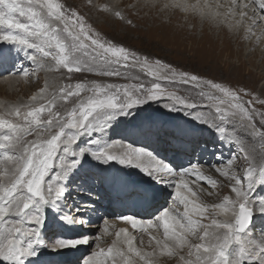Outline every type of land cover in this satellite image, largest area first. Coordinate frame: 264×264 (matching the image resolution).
<instances>
[{
    "label": "snow or ice",
    "instance_id": "obj_1",
    "mask_svg": "<svg viewBox=\"0 0 264 264\" xmlns=\"http://www.w3.org/2000/svg\"><path fill=\"white\" fill-rule=\"evenodd\" d=\"M249 3L258 4L260 9H264V0H249ZM175 6L185 10L189 7L180 3ZM192 7L195 9V6ZM244 7L248 5L245 4ZM14 14L26 17L28 22H20ZM240 15L245 16L246 13L241 12ZM261 19H264V16ZM0 26H2L0 42L34 49L35 54L29 58L38 68L44 66L43 58H51L57 70L63 67L68 73L88 71L99 72L105 76L131 78L121 69L137 67L141 70L146 69L147 74L155 80L179 82L199 89V97L210 102L220 121L228 120L230 116H240L242 126L249 129L253 136L264 140V130L258 128L255 123V117L259 115L260 123L264 125V113L246 108L245 102L235 92L210 80H201L196 75L178 72L160 61L149 62L147 58L141 59L123 46L101 42L99 38L90 35L91 28L85 24L83 17L70 9H65L57 0H0ZM51 67L49 66V70ZM20 74L28 76L29 72L24 70ZM60 92L59 99L67 100L73 96L78 98L75 106L66 114L52 111L58 97L53 95L48 98L42 89L39 96L32 97V101L39 103V107L30 104L27 107L31 110L27 112H22L20 107L8 111V116L21 117L23 123L0 117V129H7L9 132L0 135V164L5 165L3 170H0V261L5 264H23L24 257L34 254L33 244L38 240V229L43 224L41 209L44 204L63 195L60 182L67 172L75 167V162H66L63 157L57 159L58 152L64 146L63 151L67 153L75 142L76 134L90 132L94 126H103L101 117L110 118L117 113L126 112L133 106L162 96H168L173 101L166 105L173 110L177 107L197 106L196 103H190L174 92L165 91L158 82H152L150 87L143 83H76L74 86L61 88ZM216 92L222 95L217 96ZM81 93L88 95L81 97ZM225 105L227 107H224ZM45 110L51 118L42 121L40 116ZM194 118L200 121L201 115L196 113ZM216 126L217 124H213V127ZM68 130H73L75 134ZM218 131L225 129L219 127ZM28 136H34V139H26ZM116 148L117 143L114 142L93 152L92 155L105 163L117 161L122 165L140 167L153 178L170 183L175 188L173 211H176V201L183 205L182 213L176 212L174 215L171 211L164 210L156 217L162 224L165 239L151 237L150 243L155 240L156 246L158 248L162 246V251L168 255L176 254L179 249L188 247L190 249L188 256H195V260L181 256L184 264H264V240L253 243L251 247H245L242 243V234L251 223L253 204L256 203L251 199L249 190L254 184L264 181V162L259 167L255 166L251 153L242 144L240 151L249 159V167L243 179L235 173L229 175L223 169H216L220 175L234 180L230 190L235 194V199L225 196L223 203L212 207L225 215L230 214L231 219L218 221L213 218L210 225H203L195 218L203 217L209 206L196 203L181 192V189H184L190 195H198L185 180L187 175H193L197 183L203 181L212 187L218 184L217 180L205 176L199 165H192L177 173L144 149L121 146V150L116 151ZM54 167L59 171L54 177L46 180ZM177 174L180 179L173 184L172 179ZM121 219L132 228L143 232L158 227L152 220L141 221L130 215L122 216ZM107 224L108 221H105V227L95 237V241H100L103 235L108 234ZM200 229L203 230V235H200L199 239L203 243L192 244L188 237L197 235ZM122 233L124 242L128 245L127 253L117 246ZM115 235L117 240H114L112 246L107 249L97 243L98 251L89 255L83 264H109V261L111 264H133L128 253H134L144 261V264H151L150 257L154 252H142L133 247L134 237L128 235L126 229H120ZM233 242L240 244V247L238 250L229 251V246ZM82 243H88V240H60L52 247L53 249L75 247Z\"/></svg>",
    "mask_w": 264,
    "mask_h": 264
},
{
    "label": "rangeland",
    "instance_id": "obj_2",
    "mask_svg": "<svg viewBox=\"0 0 264 264\" xmlns=\"http://www.w3.org/2000/svg\"><path fill=\"white\" fill-rule=\"evenodd\" d=\"M113 1L114 0H91L90 3H87L85 0H57L58 3L64 5L65 9H70L71 11H74L77 14H79L81 17H83L85 24L87 26H90L91 28L90 35H92L94 38H99L101 42H110L116 46H123L130 52L137 54L139 57H141V59L147 58L149 62L160 61L163 64L169 65L171 68L176 69L178 72H186L189 75L198 76L201 80H210L213 83L221 84L222 86L235 92L240 97V99L243 102H245L246 108H249L250 110H254L257 113H264V103H261L262 101H264V72L263 70L256 68L258 66L260 67L263 63L261 61V57L264 56V46H258L256 49L251 50L249 45L251 42L253 45V43L257 41L258 38H259L258 42L260 43V40H262L264 35L262 34L261 36L259 31L255 30L257 31L256 33H259L258 36H255L253 34L248 35V38L243 39L242 41L243 44L240 45L239 44L240 41H237V38L239 36L236 35L238 34L241 36L240 33L241 31H244L243 30L244 24L242 22L236 23L237 20L233 21L228 13L224 14L225 18L221 20L223 21L221 22L222 23L221 26H217V28H214L212 25L214 24L215 21L213 22L211 20H215V19L217 20V16L215 17L211 16L212 19L210 21L205 20V18L203 19V17L201 16L202 14L200 13V9L198 10L194 9L190 13H187L183 8H177V6H174V4L172 5L170 3L167 4L165 3L163 5L164 7H161L162 9L160 8L161 11L160 9L157 10L159 11V13L157 11L155 12L154 8L151 10L146 9V12L144 13H146L147 16L146 19H148L149 21L146 20V23H144L142 22L143 19H140L138 16L135 15L134 12L135 3L134 2L131 3L129 2V0L128 1L124 0L122 2V5L118 6V8L121 9V11L124 13V16L121 19L116 20L113 15V12L109 14L107 11L109 5L112 6L111 3ZM125 2H127V4L124 5ZM167 12L170 13L168 14ZM155 13L156 15H159L158 18L154 16ZM14 15L16 19L20 20V22L22 23L28 22L26 17H20L18 14H14ZM191 16L194 17L192 20L189 19ZM205 17L207 18L210 16L206 15ZM247 24L248 26H250L251 29H253L249 23ZM0 28H2V26H0ZM4 30L7 31V29ZM242 34L244 36L245 31ZM88 43H90V41H88ZM1 45L12 46L15 44L3 42L2 44H0V48ZM18 47H20L19 53L18 55L15 56V59L12 60V62L10 63V69L11 70L15 69V71L23 72L22 70H24V65L28 66L27 65L28 62L30 64V67L26 69V71L29 72V75L24 76L17 72H15L12 75L20 79L29 80L31 84L29 85V88H25V91H22L21 88L17 90L13 89L11 91L10 89L0 90V103H7L10 105L11 104L17 105L20 103L22 104V106L27 108L26 110L21 108L22 112L30 111L31 108L27 107L30 104L39 107V103L32 101V97L39 96L41 94V90L43 89L44 90L43 94L46 95L48 98H51L53 96V93L57 92L55 94V96L58 97L57 103L56 105L53 106L52 111L66 114L67 111H69L73 106H75L78 98L73 96L67 100L59 99V97L61 96L60 89L67 88V86L69 85L74 86L76 83H91V82H97L101 84L143 83L146 87H150L152 82H158L162 85V88L165 91L174 92L177 96L186 98L188 102L196 103L197 105L195 108L177 107L175 110H173L170 107H166V105L173 103V101L168 96H162L156 100H148L143 104L133 106L132 108L128 109L126 112L117 113L116 115L111 116L113 120L110 122H108L109 118L104 119V117H102L101 119L103 120V126H94L90 132H83L80 137L79 135H76L75 142L69 147V151L72 154L70 158L72 159L73 162L75 161V163L79 164L81 160L85 161L86 159L88 161L93 156L91 155L93 152L90 149L91 144L89 137H93V135L95 134L98 135L97 138L100 139V143L104 145H106L108 141L118 140V141L126 142L131 147L141 148L144 150H146L147 141L152 142L157 146L160 143L163 145L165 140H167V143L170 144V141L172 140L173 146L171 148H168L170 147V145L168 144H167L168 147L167 145L166 146L163 145V147L166 148V152H167L166 154H170V156H173L175 154L176 157L175 156L174 157L178 161H175V159L171 161L172 157H170V159H165V162L167 161L166 164L169 166L171 165L172 166L171 168L174 169V172L177 173L184 170L185 168L190 167V166H186V162L187 163L193 162V165H196L197 163L195 162V160L199 157L198 158L199 164L204 163V167L206 164V160L212 159L213 161L212 165L214 166V169L217 168L222 169L223 167L228 166L230 162H232V166L230 168H227L225 171L229 172V170L231 171L234 169L236 176L238 171V177L243 179V177L246 174V169L249 167V159H246L245 154L240 151L241 144L251 153V157L254 160L255 166L259 167V165L262 162H264V140H261L260 138L253 136L249 129L243 127L242 124L240 123V116H236V117L230 116L228 120L220 121L218 119L217 114L215 113V109L210 106V102L206 99L199 97L198 92L200 90L192 85L182 84L179 82L173 83L164 79L155 80L154 77L147 74L146 69L141 70L138 67L131 69H121L122 71L126 72L128 76L131 78H125L123 76L121 77L105 76V75H101L99 72H88V71H79V72L74 71L72 73H68L67 70L64 69L63 67L57 70L54 66V61H52L51 58H43L42 63L44 64V67L52 66L51 69H54V73L49 72V69L47 68L44 69L40 68L38 70V68L36 69L35 67L36 64H34L30 58L29 60L28 58H26L27 55L30 57L29 54L31 55L35 54L34 49H27L23 46H18ZM251 52H253L254 54L251 55ZM21 53L26 54V56H24L23 59L19 56L22 55ZM36 54L39 55L38 53ZM258 54L259 56L256 57V55ZM8 61L0 62V69L4 68L5 65L8 63ZM18 62L19 63L21 62L22 64L21 63L18 64ZM12 75L9 72L3 73L0 74V79ZM46 78H49V80H46ZM49 88H53V90H51L50 92V96L47 95L49 94L47 93ZM86 95H88V93H81V97H84ZM215 95L219 96L222 94L216 92ZM45 103H47L46 100ZM224 107H227V105H225ZM203 111H208L209 116L203 115L204 114ZM196 113H199L200 115L202 114L201 117H204L205 119L211 118V122H210L211 124L210 127H208L210 129L208 128L202 129V128L194 127L195 130L199 133L196 137L192 136L191 133L185 134V135H189L187 137V143L190 147L189 149V147L180 145V143L183 142L185 138L181 139L183 137L182 135L184 134H182L179 131V128L175 127L172 123L164 124L161 121L170 120V118L171 119L177 118L179 116H186L191 120V117L195 119L194 117ZM50 118L51 117H49L47 110L41 113L40 119L42 121H46ZM9 119L12 120L13 122H18V123L24 122L23 118L15 117L14 115L10 116ZM155 119L160 121L159 123L164 124L162 125V128H160V130L154 129L152 125L154 124V122H157ZM192 122L194 121L192 120ZM146 123H148L147 126ZM255 123L258 128L264 130V125H261L259 115H256ZM213 124H217V126L213 127ZM166 126L167 127L173 126L178 130L176 131V134H172L173 136L171 135L173 138L164 135L167 134L166 132H168V128H165ZM219 127L224 128L225 131H218ZM207 129H208V133H206L205 131ZM203 130L204 132H202ZM0 131L3 133V135L9 134L7 129H0ZM68 131L72 132L73 130H68ZM94 131L96 132L94 133ZM131 131H135L136 133H133V135H131L129 134V132ZM156 131H159V133H157ZM210 131H212L213 133H211ZM216 132H220L221 135H216L217 134ZM146 134H147V138L149 139L146 138ZM204 135L209 137L205 138ZM190 137H192V139H190ZM78 138H81V140H78ZM26 139L28 140L34 139V136H28L26 137ZM219 139H221V142L219 141ZM237 141H239L240 143H237ZM96 144L99 145V142L98 143L96 142ZM221 144H228V145H226L222 149ZM203 146H206L208 150H213V151L216 150L214 156L207 157L206 152H201L198 149L199 147L202 149ZM63 147L64 146H62L60 151L58 152L57 159L63 157L66 162H70V160H68L66 157V153L63 151ZM76 147L84 148V149L87 148V151H85L86 154L84 155L81 153V155H79V153L74 152L77 149ZM220 148L222 150H220V152L217 151ZM69 151L67 152V154L70 153ZM93 151L96 152L99 151V149L95 148L93 149ZM187 153L194 155L184 159V156ZM221 153L226 155V157L224 155L221 156ZM215 156L218 157L221 156V159L214 158ZM179 158H182L184 160L182 159L179 160ZM215 159L218 160L216 163L214 162ZM220 160H222L223 162H221ZM87 161H85L84 164ZM0 166H1L0 170H3V168L5 167L4 164H0ZM58 171L59 169L54 167L49 172V175L46 178V180L54 177ZM88 171H90L91 173ZM141 171L142 172H139L138 174L131 173V176L136 181L143 179L145 182H147L146 174L144 173L143 170ZM99 174L100 173L98 171L95 173L91 170H86V173H83L82 175L81 174L76 175V178L80 179L79 182L81 183H77L76 187H70L69 189L71 190L76 189L78 188V186H80L83 183L84 185L86 184L90 186L92 192L96 190V195H97L99 193L98 189H100V186L102 188L104 184V178L101 177L102 175L100 176ZM66 176H68V172ZM90 176L91 179H88L90 178ZM212 178L218 181V184L215 187H212L203 181L197 183L196 180H194L193 178H189L187 176H186L187 179L186 181H189L191 182V184L193 183L199 188L206 190V192L210 195L208 197L210 198L214 197L224 201V197L228 196V193L232 185L234 184V180H232L230 184L228 183L225 184L222 181L218 180V178L215 176ZM65 179L66 177L60 182L61 186L63 187L67 185ZM84 180L86 181V183L83 182ZM68 181L71 182L72 177L68 178ZM244 183L246 184V181H244ZM255 186L256 184H254L253 187L250 189L251 192L249 190V195L252 200L256 199L258 196V194H256L255 196L256 198L255 197L252 198V195L257 192ZM81 188L82 187L80 186V189ZM85 189L87 188H83L79 191L82 196L77 197V200L75 199L76 203L73 202L74 199L70 201V199L62 198L61 196L59 199L55 200L58 202L52 201L43 205L44 209L43 207L41 209L43 215V224L40 227H45V225L48 224V220L51 217V213L49 212L50 210L48 209L47 205L51 203H64L63 209H66V207H68L67 209L70 215H72V217H76L78 206L82 204L85 201V199H87L85 197H88L87 195L89 194L88 192H86ZM71 195L73 196V193H71ZM259 195L260 196H258L259 198L258 200L261 201L260 199H262L263 201L264 187L262 188V192L261 193L259 192ZM76 196L77 195H74V197ZM199 196H200L199 198L196 196L195 198H198L199 199L198 202H200L201 204H205L209 206L208 212H210V215H212L213 213L218 215V210L212 208L213 206L212 200L207 197H202L201 195ZM83 198L85 199L82 202L81 200ZM99 200L100 198H98V201ZM253 205H254L253 212L256 218L257 209L255 210L254 208L257 206V204H253ZM125 206L129 207V204H125ZM102 207H105V205H102ZM180 207L181 206L177 207V209H179ZM59 212H61V210ZM55 216L57 217V213L55 214ZM78 217L80 218V220L81 219L85 220L83 217L80 216H77L76 219H78ZM10 219H15V217H10ZM199 220L203 225H210L212 222L210 216L208 219H206V216L200 217ZM216 220L221 221V218H218ZM204 221H206L207 224L204 223ZM70 223L72 225H79L78 221L77 220L74 221L73 219L72 222ZM83 225L84 224L82 223L80 227H83ZM258 225L259 224L255 225L254 223L253 225L254 229H256ZM260 231L261 228L260 230L257 231V233L259 234V236L261 235V239L262 238L264 239V233H261ZM200 233H203L202 229L198 230V234ZM246 233L242 235H245ZM243 241H244L243 244H247L250 242L249 239L247 238H244ZM189 250L190 249L188 248L186 251L182 252L181 255L183 257H189L188 256ZM191 250L193 252L195 251V249L194 250L191 249ZM59 251L61 250H57V252ZM81 251L82 250L76 251L75 253L77 255L66 254L65 258H61V259H68L75 257L76 262H79L86 254V251H82V252ZM134 257L136 256L131 255L132 261L133 260L138 261ZM164 260L165 259L156 261L157 263L155 262V264H171V263L174 264L177 261V259H174L170 262H168V260L166 261ZM177 264H184V262L180 259V261Z\"/></svg>",
    "mask_w": 264,
    "mask_h": 264
},
{
    "label": "bare ground",
    "instance_id": "obj_3",
    "mask_svg": "<svg viewBox=\"0 0 264 264\" xmlns=\"http://www.w3.org/2000/svg\"><path fill=\"white\" fill-rule=\"evenodd\" d=\"M85 1L87 3H90L91 0H85ZM123 1L124 0H114L111 3L112 6L109 5V7H108V10H107L108 13L110 14L113 12V15H114L116 20L121 19L124 16V13L121 11V9L118 8L119 5H122ZM129 2L135 3V7H134L135 15L138 16L140 19H143L142 22H144V23H146V20L149 21L148 19H146V17H147L146 13H144V12H146V9L151 10L154 8L155 12H156L161 7H164L163 5L165 3L166 4L170 3L172 5L174 4V6L177 3H180V4H186L189 6L187 10H185L183 8L185 10V12H187V13H190L191 11L194 10V8L192 6H195V9H197V10L200 9V13L202 14L201 16L203 17V19L205 18V20L210 21L212 19L211 16H213V17L217 16V20L216 19L211 20L213 22L215 21L213 25L211 24L214 28H217V26H221V24H222L221 22H223L221 20L225 18L224 14H226V13L229 14V16L231 17V19L233 21L237 20L236 23L242 22L244 24L243 30L245 31V34L243 36L242 33H244V31H241L240 34L243 37H241L238 34L236 35V36H239L237 38V41H240L239 42L240 45L243 44V42H242L243 39L248 38V35L253 34L255 36H258L259 33L261 34V36H262V34L264 35V19H261V17L264 16V9H260L258 4L249 3V0H235V2H234V0H129ZM125 4H127V2H125L124 5ZM245 4H247L248 7H244ZM93 6H94V4H93ZM133 6H134V4H133ZM115 7H117V8H115ZM177 8H181V7H177ZM129 9H131V8H129ZM161 9H160V11H161ZM168 10H169V8H168ZM218 10H219V12H218ZM142 11H143V13H142ZM131 12H133V11H131ZM157 12L159 13V11H157ZM241 12L246 13V15L241 16L240 15ZM117 13H119V15H117ZM167 13L169 14L170 12H167ZM216 14H218V15H216ZM206 15H209L210 17L206 18L205 17ZM154 16L158 18L159 15H156V13H155ZM106 18H109V17H106ZM193 18L194 17L191 16L189 19L192 20ZM130 19H132V18H130ZM246 22L249 23L253 29H251L250 26H248V24ZM156 24H158V23H156ZM159 29H160V27H159ZM255 30L259 31V33H256L257 31H255ZM230 32H232V31H230ZM258 41H259V38L257 39V41H255L253 43V45H252V42L249 44L251 50L256 49L258 46H264V36H263L262 40H260V43ZM2 43L3 42H1L0 44H2ZM178 43H179V41H178ZM229 44H231V43H229ZM6 46L7 45H5V46L1 45L0 62L8 61V60L9 61L5 65L4 68L0 69V74L8 73V72L11 75L14 74L15 72L21 73V71H15V69H12V70L10 69V63L12 62V60L15 59V56L18 55L20 47H18L16 44L12 45V46L8 45L7 47ZM25 53H26V51H25ZM21 54L22 55H19V56L23 59V57L26 56V54H23V53H21ZM253 54L254 53L251 52V55H253ZM29 55L31 56V54H29ZM248 56H250V55H248ZM258 56H259V54L256 55V57H258ZM26 58H28V60H29L28 55L26 56ZM261 61L263 62L262 65L260 67L258 66L256 68H259L260 70H263V72H264V65H263L264 64V56L261 57ZM20 63L18 62V64H20ZM22 63H23V61H22ZM27 65L28 66L24 65V70H26L30 67V64L28 62H27ZM35 67H36V69L38 68L37 65ZM42 68L43 69L44 68L49 69V66L48 67L43 66ZM39 69L40 68H38V70ZM24 70H22V71H24ZM30 70H32V69H30ZM49 72L54 73V69H51V71L49 70ZM249 73H250V71H249ZM46 80H49V78H46ZM30 84L31 83L29 80L20 79L16 76H13V75L7 76V77L0 79V90L10 89V91H11L13 89L17 90V89L21 88L22 91H25V88H29ZM51 90H53V88L48 89L47 93H49V94H47L46 92L45 93L50 96ZM56 93L57 92L53 93V95H55ZM16 107H20L24 110L27 109L26 107L22 106V104H20V103L17 105L0 103V117L9 119L10 116L7 115V112L11 109L16 108ZM203 113H204L203 115L209 116L208 111H203ZM201 116H202V114H201ZM112 120H113V118L111 117L108 119V122H110ZM191 120L194 121V124H193L194 127H198V128H202V129L210 127V124H211L210 123L211 118L205 119L204 117H201V120L197 121L196 119H193V117H191ZM203 121H209V122L204 123ZM107 123H105V124H107ZM147 124L148 123H146V126H147ZM152 125H153L154 129L160 130V128H162V125H164V124H161L157 121V122H154V124H152ZM177 127L179 128V131L182 134H184V135H182L183 137L181 139L185 138V140H183V142H181L180 145L189 147V145L187 143V137L189 135H185V134L191 133L192 136L196 137L199 133L195 129H192V128L190 129L188 124L183 123L182 120ZM147 128H149V127H147ZM165 128H168V132H166L167 134H164V135H166L167 137H170V138H173L172 134H176V131H178L173 126H168V127L166 126ZM208 129H210V128H208ZM208 129L205 130L206 133H208ZM95 132L96 131H94V133ZM156 132L159 133V131H156ZM202 132H204V130ZM210 132L213 133L212 131H210ZM82 133H79L76 135H79V137H80L82 135ZM133 133H136V132L135 131L129 132V134H131V135H133ZM216 133H217L216 135H221L220 132H216ZM0 135H3V133L1 131H0ZM97 137H98L97 134L93 135V137H89L90 144H91L90 149L92 152H94L93 149H95V148H98L100 150L102 147H105L108 144H112L114 142L117 143L116 151H120L121 146L123 148L129 147V145L126 142H122V141H118V140L117 141L116 140L108 141L107 144L104 145V144L100 143V139H98ZM204 137L208 138L209 136L204 135ZM146 138H147V134H146ZM163 138H164V136H163ZM163 138H161V139H163ZM257 138H259V137H257ZM147 139H149V138H147ZM190 139H192V137H190ZM78 140H81V138H78ZM134 141H135V139H134ZM96 142L97 143L99 142V145H97ZM160 144L156 146L152 142L147 141L146 142V151L151 153L152 156L156 160L162 161L164 163H167V161L165 162V159H170V157H172L171 161H173L174 159H175V161H178L175 158L176 157L175 154L173 156H170V154H166L167 153L166 148L163 147V145L166 146L168 144V145H170V147H168V145H167V147L171 148L173 146L172 140L170 141V144L167 143V140H165L163 145L162 144L160 145ZM189 149H190V147H189ZM85 151H87V148H86V150L84 148H77L74 152L79 153V155H81V153L85 155L86 154ZM71 156H72L71 152L68 154L66 153L67 159L70 160V162H73L72 159L70 158ZM181 159L182 158H179V160H181ZM77 161H79V160H77ZM85 161H87V159ZM85 161L81 160L79 164L75 163V167L71 168L68 171V176H65L66 177L65 182L67 183V185H65L64 187L62 186V188H63L62 198L70 199V201H72L74 199L73 202H75V203H76L77 197L82 196L79 191L83 188H87L85 190H86V192L89 193L87 195L88 197H85L87 199L83 198L81 200L83 202V200L85 199V201L78 206V211L76 212V217L80 216V217H83L85 220H82V219L80 220L79 217H78V219H76V217H72V215H70V213L67 209L68 207H66V209H63L64 203L48 204L47 207L50 210L49 212L51 213V217L49 218L48 224L45 225V227H39V229H38L39 230V238H38V240H36L34 242L33 249H32L34 254L24 257V260H25L24 264H83V261L89 255H91L95 251H98L97 243H99L105 249L112 246V242L114 240H117L115 233L120 231V229H126L127 234L134 237L133 247L141 250L142 252H154V255L152 257H150L151 264H155L156 261H160L163 259H165L164 261L168 260V262H170L174 259H177L176 263H174V264H177L180 261V257L182 256L181 253L186 251L188 249V247H184L182 249H179L176 254L168 255L166 252L162 251V246L159 248L156 246L155 240H152L151 243L149 242L151 237H156L157 239H161V240L165 239L164 234H163L162 224L159 221H157L156 218H154V216H155L154 213H156L158 210L161 212H163L164 210H169L175 215L176 212L182 213L184 211L183 205L179 204L178 201L175 202L176 203V211H173L172 206H173V202L175 200V196H174L175 188L170 183H165V182H162L161 180L155 179V178H153L152 175L147 174L145 172L144 173L146 174L147 182H145L143 179L136 181L131 176V173H137L138 174L139 172H142L141 171L142 169L140 167H135V166H130V165H122L117 161H108L107 163H105L103 160L96 159L94 156H92L90 158V160H88L84 164ZM217 161L218 160L215 159L214 162L216 163ZM220 161L223 162L222 160H220ZM212 163H213L212 159L206 160L205 167H204V163L199 165L200 171L205 176H210V177L215 176L218 178V180L222 181L223 183L230 184V182L232 180H229L225 176L220 175V173L217 172L216 169H214V166L212 165ZM231 166H232V162H230V164L228 166L223 167L222 169L226 170L227 168H230ZM170 167H172V166L170 165ZM86 170H91L95 173L98 171L100 173L99 175L100 176L102 175L101 177L104 178V184L100 190L102 194H101V196L100 195L98 196V198H100L99 201H98V198L96 196V190L92 192V189L90 188V186H88L86 184L84 185L82 183L80 185L82 187L81 189H80V186H78V188H76V189H72V190L69 189L70 187H76L77 183H81V182H79L80 179L76 178V175H78V174L82 175L83 173H86ZM172 170L174 171V169H172ZM88 172H90V171H88ZM232 173H235L234 169L231 171L229 170V172H228L229 175H231ZM69 176L72 177L71 182L68 181V178H71ZM189 176H193V175H189ZM189 176H187V177H189ZM237 176H238V171H237ZM177 177H178V179H177ZM150 178H151V181H150ZM76 179H77V181H76ZM88 179H91V176ZM168 179H172V178L168 177ZM179 179H180V177L177 174L176 177L174 179H172V183L174 184V183L178 182ZM185 180H187L186 177H185ZM83 182L86 183L85 180ZM187 182L189 184V187L192 188L195 193H198V195L196 197L199 198L200 197L199 195H201L202 197L210 198V197H208L210 195L206 192V190L199 188L198 186L194 185L193 183L191 184V182H189V181H187ZM262 183H263V181L256 184L255 187L257 189V192L252 195V198H254L256 196V194H258V196L261 195V194L259 195V192L261 193L262 188L264 187V183L263 184ZM72 184H73V186H72ZM146 186H150V187H146ZM181 192L184 195H188L189 199L194 200V202L200 203V202H198V200H199L198 198H195V196L190 195L186 190L181 189ZM250 192H251V190H250ZM71 193H73V196L71 195ZM231 193L232 192L230 190L228 193V196L229 197L231 196V198L235 199V194L234 193L231 194ZM113 194L117 195L116 201H119L122 203H129V202L135 201L137 199H141V201L147 200L148 201L147 203L149 205L148 210L146 211V203L142 207V209H138V211L133 210L132 207H130V206L129 207L125 206V207H122L119 209L113 208L112 205L109 206V204L113 203V200H114V198L112 197ZM170 194H173L171 205L166 206L165 204H168V202H170V198L168 199V196ZM74 195H77V196L74 197ZM258 196H257V198L255 197L256 199H253L254 201L256 200V203H254V204H257V206L254 208L255 210L257 209L256 210V218H255L254 212H253L252 217H253V222L256 219L254 222L255 225L256 224H259V225L256 227V229H254V226H253L254 223L252 222L253 224L246 231L247 233L245 232L246 234L242 235V243H244V241H243L244 238H247L250 241L247 244H243L245 247H251L253 243H259L261 240H264L263 238L261 239V235L259 236V234L257 233V231L260 230V228H261L260 232L264 233V203H261L262 199H260L261 201L258 200L259 199ZM263 198H264V196H263ZM210 199L213 202L212 205H216V204H220V203L224 202L223 200H220V199H217L214 197L210 198ZM55 202H58V201H55ZM104 203L107 204L108 209L110 211L107 212L106 208L102 207V205ZM137 203L139 204L140 200H137ZM202 205H205V204H202ZM179 206H181V207L179 209H177V207H179ZM212 208H214V207H212ZM43 209H44V207H43ZM60 210H61V212H59ZM215 210H218V215L214 214V213L212 215H210V212H208V210H207L205 212V214L203 215V217L206 216V219H208L210 216L211 220L213 218H215V219L221 218V221L231 219L230 214L225 215L219 209L215 208ZM44 213H45V211H44ZM56 213H57V217L55 216ZM128 215L133 216L134 218L141 220V221L152 220L154 222V224L158 225V227H154L152 229H149L148 232H143L139 229H134V228H132L131 225L124 223L121 219L122 216H128ZM70 217H71V220H70ZM195 218L200 219V216H197ZM72 219L74 221L77 220L79 225H72L70 223V222H72ZM105 221H108V224H107V227L109 230L108 234L103 235L100 241H95V237L97 235H99L101 233L102 229L105 227V225H104ZM207 221H209V220H207ZM82 223L84 225H83V227H80L82 225ZM204 223H206V221H204ZM200 235H203V233H200V234L197 233V235L189 236L188 239L192 244L203 243V241H201L199 239ZM192 237H193V239H192ZM85 239L88 240V243H82V244H79L75 247H64V248H55V249H53V247H52V245L56 244V242L60 241V240L69 241V240H85ZM117 246L119 248H121V250H123L124 252L127 253L128 245L126 242H124V234L123 233L121 234L120 242L118 243ZM239 247H240V244L233 242L229 246V251L238 250ZM45 248H47V249H45ZM57 250H61V251L57 252ZM79 250L86 251L85 256L79 262H76L75 257L68 258V259H61V258H65L66 254H69V255L70 254H76L75 252L79 251ZM128 255H129L130 259H131V255L135 256L134 253H128ZM134 258L137 259L138 261L133 260L132 261L133 264H144V261L140 260L139 257L136 256ZM185 259L195 260V256L185 257ZM0 264H5V262L0 261ZM109 264H111V261H109Z\"/></svg>",
    "mask_w": 264,
    "mask_h": 264
},
{
    "label": "water",
    "instance_id": "obj_4",
    "mask_svg": "<svg viewBox=\"0 0 264 264\" xmlns=\"http://www.w3.org/2000/svg\"><path fill=\"white\" fill-rule=\"evenodd\" d=\"M252 222H253V217L251 218V223H252ZM251 223H250V225H251ZM250 225H249V226H250Z\"/></svg>",
    "mask_w": 264,
    "mask_h": 264
}]
</instances>
